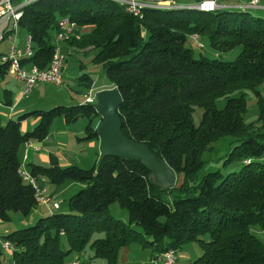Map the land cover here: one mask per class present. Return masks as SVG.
Listing matches in <instances>:
<instances>
[{
    "label": "trees",
    "instance_id": "obj_1",
    "mask_svg": "<svg viewBox=\"0 0 264 264\" xmlns=\"http://www.w3.org/2000/svg\"><path fill=\"white\" fill-rule=\"evenodd\" d=\"M246 9L149 8L138 17L112 0H36L23 7L20 30L33 49L32 56L21 60L23 67L49 66L61 32L59 20L69 18L81 37L63 45L96 51L93 61L121 93L117 113L124 134L147 144L178 181L162 190L141 162L118 157H101L91 169L33 166L35 176L84 188L70 198L68 213L54 211L31 227L2 236L15 246L14 264H70L87 247L106 264H119L121 249L135 243L159 254L195 241L203 253L192 264H264V241L253 231L264 234V128L245 122L247 91L257 99V122H264V19ZM195 34L216 52L237 46L242 51L233 61L197 57L187 46ZM8 68V63L0 64V75L8 74ZM80 79H88L83 84L92 88L90 76ZM221 98L226 105L218 109ZM196 107L204 109L198 126L193 121ZM32 115L40 118L38 125L22 132L20 120ZM59 117L67 123L87 118L85 139L98 138L93 122L102 116L95 104L59 105L6 124L0 118V220L10 221L11 212L28 216L38 206L34 189L19 175V150L25 143L43 142ZM224 137L231 139L225 165L238 163L240 170L226 175L214 171L199 180L202 154ZM114 203L128 211V221L110 215ZM97 234L103 237L93 239Z\"/></svg>",
    "mask_w": 264,
    "mask_h": 264
},
{
    "label": "rangeland",
    "instance_id": "obj_2",
    "mask_svg": "<svg viewBox=\"0 0 264 264\" xmlns=\"http://www.w3.org/2000/svg\"><path fill=\"white\" fill-rule=\"evenodd\" d=\"M176 1V0H174ZM231 0H219V2H230ZM224 7L223 9H225ZM226 9H234L233 7H227ZM256 17V15H254ZM264 19V18H263ZM146 37V32L143 33ZM26 33L24 31H19L17 34V44L19 46L21 40L27 39ZM204 43V48H199L196 43L189 37L187 41V46L192 47L194 49V53L197 57L200 55L206 56L211 59H219L222 61H233L237 58V56L242 51V46H237L234 49L226 52V53H219L212 49L210 44L206 40H200ZM65 43V42H64ZM26 46V44H25ZM9 46L4 42L0 45V50L8 52ZM67 57L68 61V69L65 72V85L60 86H53V85H47L46 87L44 85H41V89H45V93L48 95V99L46 100L45 105L43 106V110H47L52 108L55 103H58V105H75L78 98L80 97L79 93H84L86 91V87L84 84L81 83V76L84 74H87L90 76L93 80V82L96 85L95 88V96L98 91H100V86L106 85L107 80L105 77L104 70L101 65L96 64L93 59L96 55L95 50L90 51H83V50H77L74 51L72 54ZM0 59V64H1ZM10 83L14 85L13 79L9 78ZM16 82V81H15ZM84 83V82H83ZM2 79L0 78V100H3L4 92L2 88ZM90 90V89H89ZM88 90V91H89ZM260 92L262 97L264 98V83L260 87ZM247 104H248V112L245 115V122L247 124L250 123H257L258 127L264 128V122L258 121V118L260 117V109L257 104V99L254 97L252 92L247 91ZM34 95H32L33 97ZM74 99V100H73ZM72 101V102H71ZM92 104H95L92 103ZM217 108L223 109L226 105V98H221L217 101ZM204 109L196 107L193 112V121L195 125H199L201 123L202 117H203ZM230 137H224L221 138L215 142H213L210 146L211 148L206 150L202 154V160L204 161L203 168L199 171L198 179H202V177L206 176L208 173L214 172V171H220L222 174L226 175L231 172H236L240 170L241 164L235 163V164H227L225 165V158H229V142ZM264 160V158H263ZM94 162L88 164V168L93 167ZM85 169V168H83ZM48 185L50 186V190L55 191L58 195V201L60 202V209L56 210L55 213H68V202L70 198L78 193L81 189L84 188V185L78 182L73 181H67L63 184H54L52 182H48ZM49 190V192H50ZM49 215L48 212H46L42 207L39 208V211L33 210L28 216H24L20 212H11V220L5 221L4 224L7 227V229L10 231L9 233L23 229L26 227H31L36 224L38 219L45 217ZM110 215L113 216L115 219L122 220V221H128L129 213L126 209L121 208L117 203H114L110 207ZM139 231H141L140 227H137ZM253 231L257 234L258 238L261 241H264V234L262 232H259L258 228H253ZM1 236L7 235L8 232H0ZM103 237V235H95L94 238ZM151 240L150 238H147L143 236L141 238ZM206 239L208 240L209 237L207 236ZM63 247H66V245H63ZM131 247L132 254H126L127 251H125L126 255H121L119 257V264H141V261H145L149 258L151 253H153L154 248L151 246H145L142 243H135L131 246H128V248ZM139 248V254L134 253V248ZM125 250V249H124ZM123 250V251H124ZM122 251V252H123ZM9 253V252H8ZM203 253L202 247L199 242H191L185 244L181 250L179 251V256L181 261L184 263H188L189 261L193 259H198ZM7 256L5 257V261L3 264H12L11 263V255L5 253ZM4 255L1 257L3 258ZM193 255V256H192ZM194 257V258H187V257ZM80 259V261H85L89 264H106L105 259L98 258L94 256V251L87 247V249L84 251V253L79 256H72V260ZM191 259V260H190ZM147 261V260H146Z\"/></svg>",
    "mask_w": 264,
    "mask_h": 264
},
{
    "label": "crops",
    "instance_id": "obj_3",
    "mask_svg": "<svg viewBox=\"0 0 264 264\" xmlns=\"http://www.w3.org/2000/svg\"><path fill=\"white\" fill-rule=\"evenodd\" d=\"M246 2L247 0H231L230 2H221V3L229 6H240L246 4ZM233 8H246V7H233ZM238 10H242V9H238ZM244 11H247L252 15H256L257 17L264 18V0H262L261 5L258 8L246 9ZM3 27L4 25L0 26V45L5 42L10 47V44H8L6 40L1 38V32L3 31L2 30ZM26 37L27 39L21 40L19 44L20 49H24L25 44L27 46V41L29 36L27 35ZM63 46L67 57L70 55L69 53L72 54L74 51L79 50L77 47L68 46L67 44H64ZM6 50L7 49H5L4 51L0 50V55L4 54ZM67 69H68V61L63 74V84L60 87L65 85L64 77ZM0 78L2 79V85H3L2 88L4 92V97L3 100L1 101L5 103V99H6L11 102V104L9 105L14 107L13 111H10L9 109L6 108L0 110V118L3 124H6L10 120L17 121L22 115L26 113H30L34 111H45L42 108L45 105L46 100L48 99V95L45 93V89H41V85H44L46 87L47 85L50 84H41L38 88L34 89L29 96L25 97L23 95L24 88L22 84L15 82L10 66L8 68V74H5L4 76L0 75ZM9 78L13 79L12 81L14 85L10 83ZM83 82L89 83V80L88 79L81 80L80 84H83ZM92 83H93L92 88L95 89L96 85L93 82V80ZM106 83H107L106 85L104 84L100 86L99 89L105 90V89L114 88V86L109 85L108 82ZM87 93H88L87 89L84 93L82 94L79 93L80 97L78 98L75 105L83 104ZM32 95L34 96L32 97ZM56 106H59L58 103H55L53 107ZM64 106H69V105H64ZM39 121L40 118L35 115L20 120L22 132L32 131L38 125ZM100 122H101L100 118L94 119L93 125L95 127V130L97 129V126ZM88 124H89V120L87 118H80L76 122H72V123H67L62 117L55 119V121L52 124L51 132L49 136L43 142H31L29 145L25 143L24 145L21 146L19 150V158L21 160V164H24L26 168L30 171H32L33 166H41V167L78 166L80 168L86 169L88 164L93 162H94L93 167L96 166L101 159L100 139L99 137L93 139H85V137L87 136L86 127ZM36 147L39 148V150H37ZM40 177H41L40 178L41 185L47 189L48 193L51 196L58 199L59 197L56 193L57 188L55 189V191L50 190V186L48 185L49 180L46 177L43 176ZM40 207H42L46 212H48L47 207L42 205H38L35 208L36 211H39ZM4 231L8 233L10 232L5 226L4 221L0 220V232L3 233ZM0 238H2L1 233H0ZM2 251H3V255L7 253L12 256V254L8 253L7 250L2 249ZM125 251H127L126 254H132L131 247L129 248L125 247L121 249L120 251V253H122L121 255H126ZM134 253L139 254L138 247L134 248ZM155 254H157V252L153 251V253H151L149 258L146 259L147 261L146 260L141 261V264H151V258ZM6 256L7 255L5 254L3 258L0 257V264L4 263V261L6 260L5 259ZM192 256L187 258H191V259L194 258ZM178 257L181 264H192V262L195 260V259L193 260L190 259L191 261H189L188 263H184L180 259L179 251H178ZM11 263L14 264L12 257H11Z\"/></svg>",
    "mask_w": 264,
    "mask_h": 264
},
{
    "label": "built area",
    "instance_id": "obj_4",
    "mask_svg": "<svg viewBox=\"0 0 264 264\" xmlns=\"http://www.w3.org/2000/svg\"><path fill=\"white\" fill-rule=\"evenodd\" d=\"M29 0H2V6H0V26L4 25L1 32V38L6 40L10 44L8 52L0 56L1 64L8 63L13 74V78L16 82L22 84L23 95L29 96L32 91L38 88L41 84H50L53 86H61L63 84V74L66 68V55L61 47L59 38H55V48L53 56L49 66L46 69H39L36 66L25 68L22 65L21 60L27 57L28 53L32 52V46H25L24 49H20L17 44V34L20 31V25L18 20V13L23 8V4ZM122 3L123 8L128 13L134 15L136 5H145L141 0H117ZM262 0H247L246 4L240 6H229L222 4L219 0L188 3L180 0L163 2L158 5L168 4H196V5H208L215 9L219 7H246L248 9H255L261 5ZM61 25H65L67 32H75L79 34L81 31L78 29L77 24L72 22L69 18L62 17L59 20ZM191 39L196 43L199 48H204V44L200 41L198 35H192ZM84 102H96L95 89L91 88L86 94ZM6 108L10 111L14 110L13 106L7 105L0 100V110ZM28 145L30 143H27ZM37 150L39 148L36 147ZM19 175L24 183L30 185L35 191V198L38 205L46 206L48 213L56 211L60 208V202L55 197L51 196L47 189L40 183V176H35L32 171L28 170L24 164H21L19 168ZM1 248L8 251V248H15L14 244L8 240L0 238ZM70 264H89L79 259L73 260ZM151 264H181L178 257V250H172V252L166 255H153L151 258Z\"/></svg>",
    "mask_w": 264,
    "mask_h": 264
},
{
    "label": "water",
    "instance_id": "obj_5",
    "mask_svg": "<svg viewBox=\"0 0 264 264\" xmlns=\"http://www.w3.org/2000/svg\"><path fill=\"white\" fill-rule=\"evenodd\" d=\"M122 96L118 88L100 90L96 94V111L102 116L96 132L100 139L101 157H118L139 161L150 172V180L162 190H168L177 185V175L169 164L152 152L150 147L142 142L128 138L123 130L118 108Z\"/></svg>",
    "mask_w": 264,
    "mask_h": 264
},
{
    "label": "bare ground",
    "instance_id": "obj_6",
    "mask_svg": "<svg viewBox=\"0 0 264 264\" xmlns=\"http://www.w3.org/2000/svg\"><path fill=\"white\" fill-rule=\"evenodd\" d=\"M33 1H36V0H29L28 2L24 3L23 4V7L30 4L31 2ZM114 2H117V0H112ZM143 4L145 5H136L135 7V16H138V17H142L143 14H144V10L145 9H149V8H152V9H162V10H175V9H195V10H200V11H204V12H211V11H215V10H218V9H223L224 7H219L217 9L213 8V7H210L208 5H196V4H179V5H176V4H168V5H158V4H161L163 2H170V1H174V0H159V1H150V0H141ZM206 1H213V0H206ZM119 3V2H117ZM122 5V3H119ZM0 6H2V0H0ZM227 8V7H226ZM23 9V8H22ZM22 9H20V13H18V20L21 19V16H22ZM61 29H60V33L57 35V38H59L60 40V43H61V47H63V43L65 41H67L68 39H72V38H76V39H80L81 37V34H76L75 32H67L66 29H65V25H61ZM56 38V37H55ZM27 46H32L31 44V39L28 38V41H27ZM63 51H64V48H63ZM65 53V51H64ZM33 54V50L32 52L28 53L27 56H32ZM66 55V54H65ZM66 64H67V55H66ZM33 92V91H32ZM85 103H88V104H92L94 102H85ZM96 103V102H95ZM54 211H51L49 212L50 214H52ZM172 250H175V249H168L162 253H159L157 255H166L167 253H170L172 252ZM8 252L10 254L13 253V248H8Z\"/></svg>",
    "mask_w": 264,
    "mask_h": 264
}]
</instances>
